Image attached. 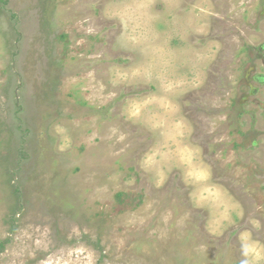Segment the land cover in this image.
Listing matches in <instances>:
<instances>
[{"label": "rangeland", "instance_id": "rangeland-1", "mask_svg": "<svg viewBox=\"0 0 264 264\" xmlns=\"http://www.w3.org/2000/svg\"><path fill=\"white\" fill-rule=\"evenodd\" d=\"M0 264H264V0H0Z\"/></svg>", "mask_w": 264, "mask_h": 264}]
</instances>
